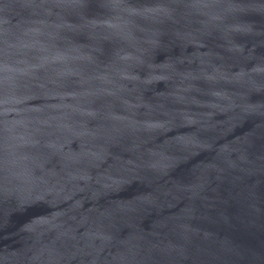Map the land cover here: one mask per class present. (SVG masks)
I'll use <instances>...</instances> for the list:
<instances>
[{"label": "water", "instance_id": "obj_1", "mask_svg": "<svg viewBox=\"0 0 264 264\" xmlns=\"http://www.w3.org/2000/svg\"><path fill=\"white\" fill-rule=\"evenodd\" d=\"M0 264H264V0H0Z\"/></svg>", "mask_w": 264, "mask_h": 264}]
</instances>
